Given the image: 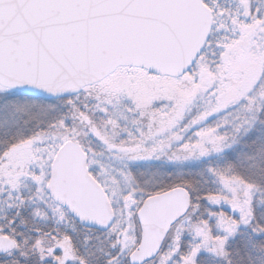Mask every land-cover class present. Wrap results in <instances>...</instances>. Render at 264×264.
<instances>
[{
    "label": "snow or ice",
    "instance_id": "6c2138e0",
    "mask_svg": "<svg viewBox=\"0 0 264 264\" xmlns=\"http://www.w3.org/2000/svg\"><path fill=\"white\" fill-rule=\"evenodd\" d=\"M0 264H264V0H0Z\"/></svg>",
    "mask_w": 264,
    "mask_h": 264
}]
</instances>
